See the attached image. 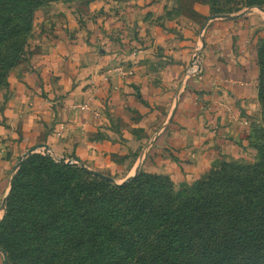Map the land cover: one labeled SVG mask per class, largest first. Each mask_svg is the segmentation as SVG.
Instances as JSON below:
<instances>
[{
  "label": "crops",
  "instance_id": "1",
  "mask_svg": "<svg viewBox=\"0 0 264 264\" xmlns=\"http://www.w3.org/2000/svg\"><path fill=\"white\" fill-rule=\"evenodd\" d=\"M117 3L84 23H51L0 89V220L21 159L37 146L119 183L149 164L195 180L222 158L253 156L252 23L201 4L188 14L173 0ZM197 48L204 71L188 77Z\"/></svg>",
  "mask_w": 264,
  "mask_h": 264
},
{
  "label": "trees",
  "instance_id": "2",
  "mask_svg": "<svg viewBox=\"0 0 264 264\" xmlns=\"http://www.w3.org/2000/svg\"><path fill=\"white\" fill-rule=\"evenodd\" d=\"M43 1L0 0V87L24 58ZM259 64L264 116V41ZM262 140L258 161H224L182 190L167 174L119 183L32 154L0 222L7 264H264V132Z\"/></svg>",
  "mask_w": 264,
  "mask_h": 264
},
{
  "label": "rangeland",
  "instance_id": "3",
  "mask_svg": "<svg viewBox=\"0 0 264 264\" xmlns=\"http://www.w3.org/2000/svg\"><path fill=\"white\" fill-rule=\"evenodd\" d=\"M117 1H123V0H45L43 1L41 4L37 5V7L34 10V18L32 20V27H31L32 29L28 34L27 49L25 52V56L19 62V64L16 65L12 70H15L19 65L23 64L24 62H31L32 50H30V48L33 47L34 44L38 42L39 40L38 38L42 36L41 35L42 33L46 34V32L48 31L52 33L53 31H51L52 30L51 27L54 30H56L51 23L57 25L55 21L59 19L61 20L66 19L67 21L72 23L75 17H77L79 23H84L85 22L84 18L89 17L88 15L97 18L101 16V14H105L109 11L108 4L117 5L118 4ZM173 1L174 3L180 2L181 6L183 7V11L187 9L188 14L189 12H196L194 8L195 4H201L204 7L209 8V12H208L209 14L207 15H216V14H224L228 16L241 15L243 17L242 19H246L248 24L252 23L249 42L251 44V48H254V50L256 51L258 65L260 69V64H259L260 47L262 46V43L264 41V0H173ZM11 72L9 73V75L11 74ZM259 80H260V70H259L258 85H259ZM2 88H4V86L0 87V89ZM251 113L252 114L250 115V119L248 120L250 123V133L248 138L250 142L249 146L254 150L253 156L247 158V160L244 157L239 158L237 160H226L225 158H222L218 160L210 170L198 176V178H196L195 180H193L192 177L186 175V173L182 174L180 177L177 175L175 176V178L169 175L174 183V187L176 190H182L188 188L199 178H204L209 176L224 161H228L231 163L250 164L259 160V152L258 149L256 148V145H260L263 143L262 134L264 132V116H263L262 103L259 97V92H258V104L252 106ZM35 153L51 156L53 159L57 161L61 159L65 160V157L57 155L54 151L51 150L49 151L47 148H42L37 146L36 148L28 151L26 155L23 157V159H21L19 168L21 167L22 163L30 157V155ZM65 161L69 163H78L79 165L81 164L75 159H68ZM152 168L149 164L141 171L156 173L153 171ZM108 177L111 176L108 175ZM5 210H6L5 211L6 214L7 203ZM3 218L0 220V222L3 220Z\"/></svg>",
  "mask_w": 264,
  "mask_h": 264
},
{
  "label": "built area",
  "instance_id": "4",
  "mask_svg": "<svg viewBox=\"0 0 264 264\" xmlns=\"http://www.w3.org/2000/svg\"><path fill=\"white\" fill-rule=\"evenodd\" d=\"M204 71V55L202 53L201 48H197L194 50L192 57L190 59L189 65L186 69V75L188 77H195L202 74ZM84 104L82 107H86ZM49 151L51 149H48Z\"/></svg>",
  "mask_w": 264,
  "mask_h": 264
},
{
  "label": "water",
  "instance_id": "5",
  "mask_svg": "<svg viewBox=\"0 0 264 264\" xmlns=\"http://www.w3.org/2000/svg\"><path fill=\"white\" fill-rule=\"evenodd\" d=\"M1 249H2V248H1ZM2 251L5 252L3 249H2ZM5 254H6V253H5ZM5 264H7V255H6V263H5Z\"/></svg>",
  "mask_w": 264,
  "mask_h": 264
}]
</instances>
